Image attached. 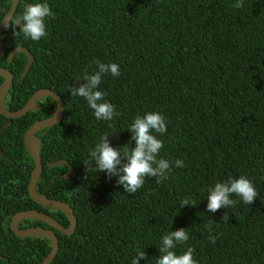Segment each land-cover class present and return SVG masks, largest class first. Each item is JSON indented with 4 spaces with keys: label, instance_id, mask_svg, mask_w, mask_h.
Segmentation results:
<instances>
[{
    "label": "trees",
    "instance_id": "trees-1",
    "mask_svg": "<svg viewBox=\"0 0 264 264\" xmlns=\"http://www.w3.org/2000/svg\"><path fill=\"white\" fill-rule=\"evenodd\" d=\"M38 0H19L14 15ZM42 2V0H39ZM54 18L46 19L47 36L25 38L6 27L0 66L13 75L4 96L6 109L23 107L38 89L56 92L64 104L62 119L39 129L42 169L35 190L70 205L77 219L66 235L54 229L58 250L49 264H131L136 250L156 264L162 237L185 228L189 239L177 245L182 254L195 249L199 264H264V0H47ZM11 0H0V22ZM33 55L25 76V52ZM94 59L119 64L120 75L107 73L99 86L121 115L97 120L82 97L70 88L84 83ZM3 77L0 76V84ZM38 107L16 118L0 114V264H40L51 250L43 235L16 236L11 217L35 209L63 226L59 208L36 203L28 193L34 160L25 148V131L50 117L56 100H36ZM162 112L167 132L159 158L183 159L168 178L146 177L135 194L125 192L118 177L88 171L90 151L104 135L113 147H135L128 129L137 115ZM63 159V163H51ZM85 163V164H84ZM70 166L74 175L64 178ZM90 167L95 169V161ZM246 174L259 196L216 212L207 209L208 189L217 181ZM185 199L196 204L181 207ZM20 223V224H19ZM18 227L51 228L35 218ZM218 239L209 241V228Z\"/></svg>",
    "mask_w": 264,
    "mask_h": 264
},
{
    "label": "clouds",
    "instance_id": "clouds-1",
    "mask_svg": "<svg viewBox=\"0 0 264 264\" xmlns=\"http://www.w3.org/2000/svg\"><path fill=\"white\" fill-rule=\"evenodd\" d=\"M233 8L241 9L244 7L243 0H237L232 5ZM54 13L47 2H35L27 4L21 15H9L0 23L5 27L14 30V35H18L15 29H19L25 38L33 41H39L47 36L46 19L54 18ZM95 68L91 73L85 69L83 76L84 83L70 88L72 97H82L86 100L88 106L94 110L97 120L111 121L114 117L121 115L116 110V106L105 99L107 93L100 90L99 86L103 76L111 73L113 76L120 75V67L118 63H104L94 59ZM132 133V139L135 141V147H125L123 152L120 147H113L109 141V135L104 134L95 147L90 151L89 164H85L88 171L107 172L109 177H118L117 183L123 185L125 192L135 194L143 187L146 177L157 178V183L168 178V173L173 164L175 167H184L185 161L177 159L170 161L164 158H157L164 146L163 139L157 138L158 134L167 132L166 117L162 112L149 111L143 115H137L134 122L128 128ZM95 161V169L90 167L91 161ZM235 195L239 197L244 204L251 205L259 196V192L255 187L254 180L246 174H242L239 178H232L217 181L214 187L208 189L207 209L210 212H216L221 207L230 208L237 203L231 197ZM194 205V201L185 199L181 202V207L185 205ZM209 228V241L215 243L218 237L211 232ZM189 239V234L185 228L171 231L162 237L160 246V256L156 264H199L194 259L195 249L188 247L182 254H177L176 247L180 243H184ZM141 258L147 259V253L139 248L133 257L131 264H140Z\"/></svg>",
    "mask_w": 264,
    "mask_h": 264
},
{
    "label": "water",
    "instance_id": "water-1",
    "mask_svg": "<svg viewBox=\"0 0 264 264\" xmlns=\"http://www.w3.org/2000/svg\"><path fill=\"white\" fill-rule=\"evenodd\" d=\"M18 1L19 0H11V6L9 10L7 11V13L4 15V17L2 18L0 23H2L6 19V17H8L9 15L14 14ZM5 28L6 27L3 24H0V56H2L5 52L2 46V42H1V36ZM19 51L25 52V54L27 55V60H26V63L21 73V76H25L33 62V55L30 53V51L26 47L17 46L11 49L10 52L8 53V61H10L13 55ZM0 76L3 77V81L0 84V114L4 115L7 118L20 117L21 115L25 114L28 110L36 109L38 107L36 100L39 99L40 97L50 96L56 100L57 106H56V110L54 111V113L50 117L36 120L25 131L24 136H23L25 148L34 160V167L31 172V176H30V180L28 184V193L30 197L36 203L40 205L59 208L62 212H64V214L68 218L69 225L63 226L58 221H56L51 215L45 212L39 211V210H35V209H27V210H22V211L15 213L11 217L10 223H9L10 230L18 237L43 235L51 240V243H52L51 250L49 251L47 256L40 262V264H49L54 259L57 253V250H58V238L54 232V229L58 230L59 232L63 234L71 235L75 231V228L77 225V219L69 204L63 201L48 198L42 194H38L35 190L36 181L42 169L41 157L39 154L40 139L35 135V133L41 128L48 127V126L58 123L63 117L64 104H63L61 97L56 92L48 88H41V89L36 90L31 95V97L29 98V100L26 102V104L23 107H21L18 110H14V111L8 110L4 106V96H5L6 91L9 89V87L12 84L13 75L5 67L0 66ZM8 125H9V121L3 124V126L0 128V134ZM0 153L4 155L1 147H0ZM63 162L64 160L60 159V160L52 162L51 166H55ZM73 175H74V169L72 166H70V169L66 173L63 174V177L69 178V177H72ZM24 218H35V219L41 220L45 222L46 224H48L51 228H43L40 226L28 227L25 229L19 228L18 223L20 220Z\"/></svg>",
    "mask_w": 264,
    "mask_h": 264
},
{
    "label": "bare ground",
    "instance_id": "bare-ground-1",
    "mask_svg": "<svg viewBox=\"0 0 264 264\" xmlns=\"http://www.w3.org/2000/svg\"><path fill=\"white\" fill-rule=\"evenodd\" d=\"M20 224V223H19Z\"/></svg>",
    "mask_w": 264,
    "mask_h": 264
}]
</instances>
